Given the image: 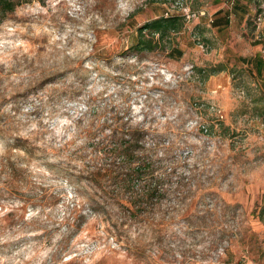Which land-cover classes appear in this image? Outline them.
I'll list each match as a JSON object with an SVG mask.
<instances>
[{
    "label": "rangeland",
    "instance_id": "obj_1",
    "mask_svg": "<svg viewBox=\"0 0 264 264\" xmlns=\"http://www.w3.org/2000/svg\"><path fill=\"white\" fill-rule=\"evenodd\" d=\"M237 1L4 14L0 264H264V74L246 62L264 61V0L248 34L208 15ZM173 16L165 50L134 49L138 28ZM132 137L145 171L124 192L106 147Z\"/></svg>",
    "mask_w": 264,
    "mask_h": 264
},
{
    "label": "trees",
    "instance_id": "obj_2",
    "mask_svg": "<svg viewBox=\"0 0 264 264\" xmlns=\"http://www.w3.org/2000/svg\"><path fill=\"white\" fill-rule=\"evenodd\" d=\"M31 0L15 1V0H0V24L3 22L7 13L13 12L17 6L23 2H29ZM260 1V0H257ZM3 14V15H1ZM184 26L183 19L177 16L160 18L147 22L137 30V41L134 45V49L138 52L147 51L154 52L158 50L166 49V42L169 41L170 35L173 32L180 31ZM181 54V53H180ZM264 65V61L258 64L257 72L261 73V68ZM139 139L132 137L128 143H116L110 145L107 151V156L111 160L110 169L112 172L113 181L115 182V188L126 192L127 190H134L138 178L144 175L145 166L142 163V156L138 151ZM105 144H101L98 148H104ZM106 176H110L105 174ZM102 176V178H105ZM92 182H94V175H90ZM128 200L120 198L119 204L126 206Z\"/></svg>",
    "mask_w": 264,
    "mask_h": 264
},
{
    "label": "crops",
    "instance_id": "obj_3",
    "mask_svg": "<svg viewBox=\"0 0 264 264\" xmlns=\"http://www.w3.org/2000/svg\"><path fill=\"white\" fill-rule=\"evenodd\" d=\"M255 0H238L234 6L232 5H226V9L224 6L217 8L216 10L209 13V18L213 19L214 21V27L218 30L227 28H232L233 22L235 26L239 25L242 33H250L249 29V21L254 20L256 18V15H254V11L252 9V4H254ZM256 2V1H255ZM255 24V23H254ZM256 26V25H255ZM264 26V25H263ZM259 30V28H257ZM256 29V31H257ZM261 32V31H260ZM256 33H259L257 31ZM246 62L252 63L255 65L256 73L258 69V64L260 62H263L260 56H256L254 59H248ZM264 74V65L261 68V73L258 74V76H262Z\"/></svg>",
    "mask_w": 264,
    "mask_h": 264
},
{
    "label": "built area",
    "instance_id": "obj_4",
    "mask_svg": "<svg viewBox=\"0 0 264 264\" xmlns=\"http://www.w3.org/2000/svg\"><path fill=\"white\" fill-rule=\"evenodd\" d=\"M257 20H258V22H260L261 21V18L259 17Z\"/></svg>",
    "mask_w": 264,
    "mask_h": 264
}]
</instances>
